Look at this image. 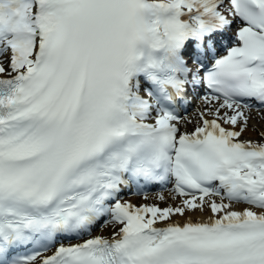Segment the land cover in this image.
<instances>
[{
	"label": "snow or ice",
	"instance_id": "6c2138e0",
	"mask_svg": "<svg viewBox=\"0 0 264 264\" xmlns=\"http://www.w3.org/2000/svg\"><path fill=\"white\" fill-rule=\"evenodd\" d=\"M253 110L264 0H0V264H264Z\"/></svg>",
	"mask_w": 264,
	"mask_h": 264
},
{
	"label": "bare ground",
	"instance_id": "6f19581e",
	"mask_svg": "<svg viewBox=\"0 0 264 264\" xmlns=\"http://www.w3.org/2000/svg\"><path fill=\"white\" fill-rule=\"evenodd\" d=\"M194 113H195V110H192L186 115V117L191 118V117H193V115H195ZM257 118H259V119L264 118V113H257L255 110H253L252 119L255 120ZM225 126L228 127L227 125H225ZM194 127H195V124H186V125H182V130H187V131L190 130L191 131ZM254 128H255V130H253ZM258 131L264 132V125L263 126H260L259 124L253 125L251 122H249L248 130L243 134L242 138L244 140H251L250 137L246 136L248 134V132L253 134V137H258L257 136V134L259 133ZM161 193L165 197V200H163V201H161L157 198L158 194H161ZM144 195H147L149 198L147 200H145ZM124 199L131 201L135 205H141V204L147 203V204H158L160 207H166L170 204H173V205L178 204L179 200H180L179 197H176L175 199L173 198V194L171 193V186H169L168 188H161L158 190L148 191V192L141 193V194L125 193ZM233 207H234V210L240 211V210H243L245 207H247V205L242 204V203H238V204H234ZM210 215H211V213L208 211H204V212L195 211V212H188L183 217L177 215V216L172 217L171 219H172V221H174V220L186 221L189 218H191L192 220H201V219H208V217ZM160 223H166V222H160ZM111 231H112L111 228H106L104 230L103 234L109 235ZM99 232H100V230L97 229L94 233L99 234Z\"/></svg>",
	"mask_w": 264,
	"mask_h": 264
},
{
	"label": "rangeland",
	"instance_id": "374dc122",
	"mask_svg": "<svg viewBox=\"0 0 264 264\" xmlns=\"http://www.w3.org/2000/svg\"><path fill=\"white\" fill-rule=\"evenodd\" d=\"M197 106V105H196ZM196 108V107H195ZM262 119V120H261ZM261 119H259V118H257V119H251L250 120V122L253 124V125H257V124H259L260 126H263L264 125V118H261ZM193 121V123H195L196 122V119H194V120H192ZM255 122V123H254ZM259 132V131H258ZM250 136H249V135ZM248 134L246 135L247 137H250V138H253V139H257V138H261L260 137V132L257 134V136L258 137H253V134H251V133H249L248 132ZM259 141H261L260 139H259Z\"/></svg>",
	"mask_w": 264,
	"mask_h": 264
}]
</instances>
